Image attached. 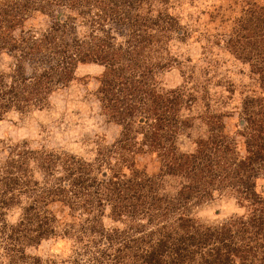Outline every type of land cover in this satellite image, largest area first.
<instances>
[{
  "label": "trees",
  "instance_id": "1",
  "mask_svg": "<svg viewBox=\"0 0 264 264\" xmlns=\"http://www.w3.org/2000/svg\"><path fill=\"white\" fill-rule=\"evenodd\" d=\"M170 1H0V122L48 108L79 66L94 64L104 68L100 108L120 128L93 161L26 141L7 147L0 160L7 264H56L28 252L46 241L60 242L71 264H264V93L243 100L234 131L225 116L210 117L208 135L182 153L178 136L191 127L182 111L193 101L158 81L171 67L162 51L174 36L189 37L175 17L155 10ZM37 15L50 21L43 31L28 24ZM241 29L228 46L264 91V15ZM5 54L14 59L8 73L1 68ZM143 153L160 162L158 177L134 169ZM165 177L178 182L173 196L164 192ZM223 196L244 213L214 226L192 217L193 207ZM14 208L21 214L10 224ZM107 212L122 227L106 228Z\"/></svg>",
  "mask_w": 264,
  "mask_h": 264
},
{
  "label": "rangeland",
  "instance_id": "2",
  "mask_svg": "<svg viewBox=\"0 0 264 264\" xmlns=\"http://www.w3.org/2000/svg\"><path fill=\"white\" fill-rule=\"evenodd\" d=\"M155 10L175 17L189 33L183 41L174 36L162 51L171 67L158 78L162 89H183L193 101L182 111L183 119L188 120L191 127L184 128L177 141L179 150L188 154L194 152L198 139L208 135L206 123L210 117L225 116L228 130L234 131L243 100L264 93L250 65L238 59L228 46L235 33H242L241 25L245 20L255 23L256 19L263 17L264 0H171L168 5L156 4ZM28 24L43 31L49 27L50 21L37 15ZM13 65V57L2 56L4 72H10ZM103 72L104 68L99 65H81L76 80L57 93L48 108L8 115L0 122V160L8 146L23 141L33 148L43 146L87 161L95 160L99 150L111 147L119 137L120 128L104 116L96 98ZM134 162L135 170L144 171L151 177L161 174V164L151 153L136 156ZM117 169L130 173L124 167L118 166ZM161 184L166 194L175 195L176 179L165 177ZM263 185L264 181H261L259 191ZM243 213L244 210L230 196L216 197L192 209V217L206 226L219 225ZM20 214L19 208L10 210L6 217L8 223H16ZM102 221L106 228L122 227L112 221L108 212ZM28 252L56 264H71L67 251L58 241L43 242ZM0 264H7L1 249Z\"/></svg>",
  "mask_w": 264,
  "mask_h": 264
}]
</instances>
